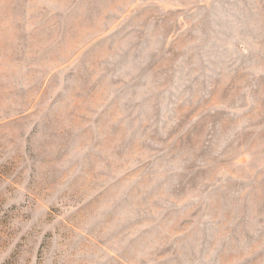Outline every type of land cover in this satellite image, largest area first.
Wrapping results in <instances>:
<instances>
[{
  "label": "rangeland",
  "instance_id": "rangeland-1",
  "mask_svg": "<svg viewBox=\"0 0 264 264\" xmlns=\"http://www.w3.org/2000/svg\"><path fill=\"white\" fill-rule=\"evenodd\" d=\"M125 1L0 0V264H264V0Z\"/></svg>",
  "mask_w": 264,
  "mask_h": 264
},
{
  "label": "crops",
  "instance_id": "crops-1",
  "mask_svg": "<svg viewBox=\"0 0 264 264\" xmlns=\"http://www.w3.org/2000/svg\"><path fill=\"white\" fill-rule=\"evenodd\" d=\"M145 1V7L144 9L142 8L141 6V1L140 0H126L125 1V9H124V6L122 8V11L123 13H126L125 11H127L128 9H133L134 12L136 15L134 16V19H135V22L132 23L130 25V28L132 29H135L136 31H142V29L144 28V19H145V22H147V20L150 18L152 21H151V28L153 26V22L156 23L155 19L152 18V13L150 12H145L144 15H145V18L143 19V10L145 9H151V6L154 5V1H151V0H144ZM147 14H149V17H147ZM154 18H155V15H154ZM148 27V25H146Z\"/></svg>",
  "mask_w": 264,
  "mask_h": 264
}]
</instances>
